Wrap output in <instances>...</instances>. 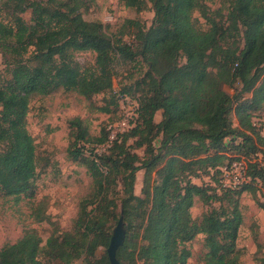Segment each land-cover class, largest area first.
<instances>
[{"label": "trees", "instance_id": "obj_1", "mask_svg": "<svg viewBox=\"0 0 264 264\" xmlns=\"http://www.w3.org/2000/svg\"><path fill=\"white\" fill-rule=\"evenodd\" d=\"M5 2L10 20L0 19V47L12 62L10 77L0 85V195L19 201L34 194L37 154L26 123L33 97L62 88L90 98L112 89L116 60L138 57L145 66L133 86L111 98L116 108L123 96L136 101L128 128L111 140L110 130L103 128L91 141L81 120L72 122L78 130L72 159L85 164L94 184L81 199L73 231L54 232L43 246L35 232L26 231L1 246L0 264H50L39 257L41 251L50 261L67 264L85 252L93 255L97 243L107 249L106 220L117 200L126 222L116 251L120 264H186L187 244L197 234L203 235V264H239L238 195L250 190L264 196V190L258 193L264 189V163L251 157L264 145L252 122L253 111L264 102V0H228L225 14L205 0H123L136 11L148 4L153 10L148 28L137 19L126 20L134 30L131 40L83 19L80 0ZM27 9L29 22L21 16ZM29 48L33 65L22 60ZM79 50L94 52L92 66L74 60ZM95 145L105 148L97 152ZM240 159L249 181L237 189L223 187L221 168ZM140 170L142 187L136 195ZM201 172L209 181L197 184L192 179ZM117 186V197L111 198ZM195 197L220 205L197 220L190 211ZM260 207L264 210L263 199ZM41 215L36 219H44ZM85 264H110L107 251L98 258L86 256Z\"/></svg>", "mask_w": 264, "mask_h": 264}, {"label": "rangeland", "instance_id": "obj_2", "mask_svg": "<svg viewBox=\"0 0 264 264\" xmlns=\"http://www.w3.org/2000/svg\"><path fill=\"white\" fill-rule=\"evenodd\" d=\"M205 1L210 9L220 8L223 14L226 13L228 0ZM80 2L82 6L79 12L83 19L101 22L107 32L121 33L125 40H131V31H134L128 26L127 19H137L144 28H148L152 23L153 10L150 4L146 9L136 11L126 7L123 0H80ZM194 15L198 17L202 28L208 27L198 13L195 12ZM21 16L29 22L30 10L24 11ZM0 19L5 22L10 20V9L6 6L5 0H0ZM31 49L29 48L22 58L23 62L29 65L35 64L32 56L29 55ZM73 58L82 66H92L95 54L90 50H79L73 53ZM9 62H12V58L0 47V85L10 77ZM144 66L138 57L130 60H116L112 89L90 98H85L74 91L58 88L47 95H37L31 99L26 123L34 139L37 154V167L33 180L34 194L32 197H23L19 201H15L11 196L0 195V248L5 243L15 242L26 231H33L41 238L40 246H43L47 237L54 232L59 234L64 231H73L81 199L93 191L94 184L85 164L72 159L73 151H75L74 141L78 134L77 126L72 122L74 118H79L81 126L86 128L87 137L91 141L99 137L103 128L110 130V138L128 128L136 116V101L130 96H123L118 99L116 108L111 98L124 86H133ZM226 89L230 93L234 91L231 87ZM250 96V93L244 94V97ZM102 108H108L109 111L105 112ZM160 118L161 114L157 112L155 120L159 121ZM231 119L237 126L234 113L231 114ZM252 122L264 125V102L253 111ZM257 131L260 134L259 129ZM158 143L159 140L156 139L155 144L158 145ZM95 147L97 152L105 148L104 145H95ZM137 151L141 152L140 149ZM250 156L248 155V158ZM251 157L264 163V145H261L258 156ZM196 175L192 180L197 184L209 181V176L204 172ZM142 179L143 171L140 170L136 173L134 183L136 195L141 192ZM119 190L120 186H117L109 196L117 197ZM263 190L261 186L258 193L263 194ZM262 199L264 201V196L259 197L256 192L253 193L250 190H244L238 195L242 212V222L236 241L237 247L242 251L239 264H264V210L260 207ZM219 205V200H212V202L208 200L205 203L195 197L190 208L191 215L199 220L204 212ZM120 212L121 205L117 200L116 206L111 208V215L106 220V228L111 234ZM39 214H42L44 219L37 220L36 215ZM123 223H126L125 220ZM187 246L191 256L186 264H203L201 257L206 251L203 246V235L197 234ZM105 251L106 248L97 243L93 255L85 252L67 264H85L86 256L98 258ZM39 257L50 264H66L60 260L50 261L43 251L39 253Z\"/></svg>", "mask_w": 264, "mask_h": 264}, {"label": "built area", "instance_id": "obj_3", "mask_svg": "<svg viewBox=\"0 0 264 264\" xmlns=\"http://www.w3.org/2000/svg\"><path fill=\"white\" fill-rule=\"evenodd\" d=\"M253 124L259 129L261 136L264 138V125H257L254 122ZM113 138H110V140ZM246 168L247 166L243 159L235 160L231 165L222 167V178L220 180L222 186L229 189H237L244 183L248 182L249 176L247 175ZM256 181L259 182L258 179H256Z\"/></svg>", "mask_w": 264, "mask_h": 264}, {"label": "water", "instance_id": "obj_4", "mask_svg": "<svg viewBox=\"0 0 264 264\" xmlns=\"http://www.w3.org/2000/svg\"><path fill=\"white\" fill-rule=\"evenodd\" d=\"M125 239V228L123 223L122 214L118 218V221L114 228L112 229V234L109 240V244L107 246V255L110 264H120L116 257V251L119 246H121Z\"/></svg>", "mask_w": 264, "mask_h": 264}, {"label": "crops", "instance_id": "obj_5", "mask_svg": "<svg viewBox=\"0 0 264 264\" xmlns=\"http://www.w3.org/2000/svg\"><path fill=\"white\" fill-rule=\"evenodd\" d=\"M160 112V111H159ZM161 114V113H160Z\"/></svg>", "mask_w": 264, "mask_h": 264}]
</instances>
